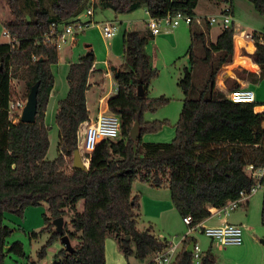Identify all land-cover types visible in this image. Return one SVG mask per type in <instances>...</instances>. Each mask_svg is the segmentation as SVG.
Masks as SVG:
<instances>
[{"label":"trees","instance_id":"1","mask_svg":"<svg viewBox=\"0 0 264 264\" xmlns=\"http://www.w3.org/2000/svg\"><path fill=\"white\" fill-rule=\"evenodd\" d=\"M214 1L227 4L233 12V0ZM247 1L264 17V0ZM96 2V9L125 14L145 7L149 14L158 17L176 12L195 17L199 5V0ZM6 4L11 19L4 21L3 26L12 40L0 44V264H5L8 253L25 257L21 243L8 246L13 230L5 221L8 214L23 217L31 206H48L44 214L46 227L40 233L47 232L50 238L39 252L40 259L61 240L54 220L68 217L72 229L64 225V235L77 245L73 246V252L64 246L53 264H106L109 238L117 242L127 259L134 256L145 262L158 252L168 250L171 244L161 241L152 230L138 228L140 201L133 194L136 182L154 189L168 188L176 211L183 219L191 217L192 226L210 218V208H221L251 189L253 180L246 167L264 163V111H255L258 104L232 102L217 86L223 66L233 63L234 26L223 30L215 43L207 44L206 35L211 26L207 23L206 30L201 31L192 25L187 53L191 67L184 69L178 82L185 98L172 143L142 141L144 134L157 132L164 125L146 122L144 113L166 105L169 99L148 97L158 72L146 47L155 36L149 30L126 31L123 36L126 63L116 79L117 93L108 100L109 111L121 119L120 137L103 141L92 154H84V158L90 157L89 169L74 171L73 159L79 149L82 126L91 122L87 93L95 73V55L90 50V55L82 56L69 68V92L59 102L56 116L59 156L49 161L50 139L45 118L55 86L52 69L59 63V53L56 46L44 44V38L54 25L61 27L79 21L91 6V0H7ZM198 43L203 48L202 58L196 54ZM255 45L256 51L249 56L261 73L256 76L242 71L252 82L264 79V45L258 40ZM198 62L208 67V78L200 89L194 83ZM13 72L21 73L28 95L40 82L35 124L10 120L12 79L16 75ZM232 82V91L241 88L237 81ZM140 85L145 91L144 97L138 95ZM136 122L140 124L138 140L131 138ZM81 202L82 210L79 209ZM261 221L264 226V193ZM38 235L33 233L32 237L38 238ZM191 243L197 240L188 237L172 264H194L193 254L188 252ZM152 259L148 264H153ZM201 264H218V258L209 250L202 256Z\"/></svg>","mask_w":264,"mask_h":264},{"label":"rangeland","instance_id":"2","mask_svg":"<svg viewBox=\"0 0 264 264\" xmlns=\"http://www.w3.org/2000/svg\"><path fill=\"white\" fill-rule=\"evenodd\" d=\"M7 0H0V44L8 43L9 40L4 36V19L6 12L10 9L6 4ZM200 7L198 9V19L201 20V25L194 23L193 27L197 30L204 31L207 26V17L219 14L226 8V4H220L214 0H199ZM97 3V2H96ZM95 3V4H96ZM234 19L236 25L240 26L241 32L251 33L253 31L264 33V17L260 15L254 6L247 0H233ZM93 9V16H83L82 20H92V25L77 36H69L67 42L63 43L58 51L59 63L54 66L52 71L55 76V86L51 93L49 104L46 110V126L49 129L50 147L47 154V160L53 161L59 156V141L60 132L56 121V116L59 108V102L66 99L69 92V84L67 76L69 68L72 64L78 63L80 58L86 55L90 50L95 55V66L97 70L94 76H91L90 81L98 82L90 88L91 96L96 99H104L108 95L117 93V82L114 72L111 67L115 66L116 71L124 69L126 63L124 57L123 36L126 31H147V21L149 20L148 13L145 7H142L134 12L117 14L111 9L95 8L94 5L89 6L86 10ZM86 12V11H85ZM84 12V13H85ZM105 22H115L118 24V31L113 38H106L103 34L102 26ZM212 27V26H211ZM213 36L217 35L219 28L215 27ZM191 25L182 24L177 28L165 29L160 36H155L146 47V53L151 57L153 67L157 70L158 76L151 82L148 97L169 99L166 105L159 107L155 111H146L144 118L146 122L156 123L162 122V128L157 132H149L143 135L142 141L145 143H172L176 137V125L180 120V115L183 109V100L185 95L179 87L178 82L183 77L184 69L191 67L190 57L187 55L191 45ZM206 42H212L211 35H206ZM239 44V43H238ZM242 44V42L240 43ZM87 46H90L89 48ZM200 43L196 47V54L199 58L203 56V50ZM238 53L234 54L233 63L223 66L218 77L217 86L228 95L232 91L234 83L231 76L247 78L241 70L252 69L251 61L245 56L240 57ZM243 55H247L244 53ZM250 57V56H249ZM252 60L253 58L250 57ZM254 61V60H253ZM238 64L239 67L230 68L231 65ZM194 83L200 89L208 78V67L203 63L198 62L195 66ZM16 74V75H14ZM12 79L13 101H25L28 99V89L25 81L20 76L21 73L13 72ZM227 80H229L227 82ZM254 93H258L264 101V79L252 82ZM262 89H257L259 84H262ZM224 88V89H223ZM197 93H193L195 97ZM259 96V95H258ZM192 97V98H193ZM105 100V99H104ZM258 105L264 102H258ZM100 108L103 106L99 105ZM105 110V109H104ZM109 110V109H108ZM86 125L82 126V133L86 130ZM119 139V138H118ZM117 139V140H118ZM84 138H79V150H83ZM83 152V151H82ZM264 190H260L257 194L250 198L248 209L239 210L234 214V217L239 219L249 220L253 224L254 232L259 235H264V226L261 221L262 205H263ZM133 194L138 195L140 201V220L138 228L141 231L152 230V233L163 242L178 245L182 236L188 232V227L184 224L183 218L175 210V214L170 213L158 216L156 212V197L165 199L171 196L168 188L162 187L153 189L146 184L136 182L133 188ZM47 204L41 206H31L25 211L23 217L8 214L6 216V225L13 230V234L7 240L8 246L14 243H21L25 252V257H21L15 253H8L5 264H53L56 254L64 248L61 240L54 243L48 251L44 259L39 258V252L46 245L50 238L49 233H40L45 227L44 214L47 211ZM83 202L79 204V209L82 210ZM248 212V215L245 212ZM174 216V217H173ZM64 225L72 229L70 219L64 218ZM55 231V227L53 228ZM33 233L39 234L38 238L32 237ZM202 252L207 253L209 250L218 257L221 252L218 251L216 244L206 236L200 233H192ZM261 239V238H260ZM115 242L114 239H111ZM77 245L73 241L72 246ZM150 260H148L149 262Z\"/></svg>","mask_w":264,"mask_h":264},{"label":"built area","instance_id":"3","mask_svg":"<svg viewBox=\"0 0 264 264\" xmlns=\"http://www.w3.org/2000/svg\"><path fill=\"white\" fill-rule=\"evenodd\" d=\"M96 0H91V5H94ZM148 13V12H147ZM83 16L92 17L93 9H88L86 12L79 17V21L70 25L58 26L54 25L50 34L44 38V44L54 45L58 51L63 43L67 42L69 36H77L85 32L92 23L83 21ZM149 20L147 22V28L153 36H159L165 29L177 28L182 24L201 25V20L195 19V17L184 14L182 12L167 13L164 16H152L148 13ZM207 23L210 26H220L222 30L235 27L236 34L234 37H243L245 40L256 44L258 40L260 44L264 45V33L253 31L251 33L241 32L240 26L236 25V21L233 16V12L230 6L224 8L219 14L207 17ZM118 24L115 22H105L102 26L103 34L106 38L115 37L118 31ZM4 36L11 42V36L8 32H4ZM228 98L239 104H257L255 93L246 88H240L229 93ZM26 106L25 101H12L9 107L10 120L17 123L21 119L22 112ZM86 130L80 132L79 138H84L82 158L87 168H89L90 157L84 158V154H92L97 146L106 140H117L121 133V119L116 114L111 113L108 108L101 112L96 120L86 123ZM248 176L253 180V186L248 191L240 193V197L237 200H233L227 203V205L221 208H210V218H225L230 216L233 212L238 210L248 209L250 198L257 194L260 190H264V163L261 166L255 167L249 165L246 167ZM208 218V219H210ZM207 219V220H208ZM206 220V221H207ZM184 224L188 227V232L185 236L180 239L178 245L172 244L171 247L163 252H158L152 259L153 264H172L177 255L183 249V245L188 237H191L192 233H200L209 238L213 244L220 247L227 246H241L244 242V228L239 225L224 223L219 226L209 227L205 225V221L192 226V218L185 217L183 219ZM193 262L194 264H201L202 252L198 242L195 243L193 251Z\"/></svg>","mask_w":264,"mask_h":264},{"label":"crops","instance_id":"4","mask_svg":"<svg viewBox=\"0 0 264 264\" xmlns=\"http://www.w3.org/2000/svg\"><path fill=\"white\" fill-rule=\"evenodd\" d=\"M226 6H228V5L226 4ZM199 7H200V1H199V5L196 9L195 19H198ZM232 8H233V13H234V5L233 4H232ZM6 16H7L6 19H4L3 21H7V20L11 19V14H10L9 10L6 12ZM215 27L220 29L219 32L217 33V35H215V36L212 35L215 32L214 26L211 27V30L209 32V34L211 35V40L214 43L216 42L217 38L220 36V34L223 31L220 26H215ZM241 42H242V44H240ZM234 46H235V54L238 53V55L240 57H243V56L246 57L247 56L246 58H248L251 61V64H252L251 68L252 69H248V68L246 69L245 68V71H247L253 75L259 76L261 73L260 67L256 63H254V61L249 57V55L254 54V52L256 51L255 43L247 41L243 37L238 36L234 40ZM244 53H246L247 55H243ZM235 67L238 68L239 65L233 64L230 66V68H235ZM94 70H95V72L97 71L95 68H94ZM195 70L196 69L194 68V72H195ZM241 71H244V69ZM94 74H96V73H94ZM94 74H92V76H94ZM247 75L248 74H246V76ZM231 77H232L233 81H237L241 85V88L250 89L254 92V89L252 88L253 85L251 83L252 80L250 77L248 78V76H247V78H244L243 80L235 77L234 75ZM254 79H256V77H254ZM90 84L93 86V84H98V82L90 81ZM262 85H263V83L259 84L257 89L258 90L262 89L261 88ZM220 90H222V89H220ZM91 91L92 90H89L87 93V105H88V109L90 111L91 121H94L99 116V114L104 111V109L106 110L108 108V100L113 95H108L107 97L104 98L105 100L102 98L101 99L99 98L97 100L95 95H94V98H93V96H91ZM223 92H225V91H223ZM229 93H228V96H229ZM258 95L255 94L256 102L257 101L258 102H264V101H262L263 99L257 100L258 97L263 98L259 93H258ZM102 103H103V106L100 108L99 105H102ZM257 104H259V103H257ZM255 111L256 112H263L264 111V103L263 104L261 103V105L256 107ZM155 197H156L155 205L157 206L156 212H157L158 216H163L164 214H167V213H170L171 215L175 214L174 210L176 211V209H175V207L171 201V196H168L165 199H160L158 197V195ZM236 212L237 211L233 212L230 216H227L225 218H210L207 221H205V225L209 226V227L219 226V225H222V224L227 222V223L242 226L244 228V242L241 246L220 247L217 245L218 251L221 252V255L218 259V264H264V235H259V234L254 232L255 226H253L251 221H248L249 215H248L247 211L245 212L248 215L247 221L244 218L239 219V218L234 217V214ZM192 238H194V237H192ZM111 239L112 238H109L106 241V264H148L149 263L148 261L141 262V261L137 260L134 256L127 259L123 255V253L119 250L117 242L116 241L114 242ZM151 259H149V260H151Z\"/></svg>","mask_w":264,"mask_h":264},{"label":"water","instance_id":"5","mask_svg":"<svg viewBox=\"0 0 264 264\" xmlns=\"http://www.w3.org/2000/svg\"><path fill=\"white\" fill-rule=\"evenodd\" d=\"M88 48L90 46H87ZM91 52L89 51L86 55H90ZM2 68V66H1ZM111 71L114 72L115 79L119 77V72L116 71V67L112 66ZM39 87L40 82H37L32 88L29 93L26 106L22 112L20 121L22 123L26 124H35L37 122V113H38V93H39ZM138 95L140 97L145 96V91L143 89V86H139V93ZM140 131V124L139 122H136L132 131H131V138L134 140H138L139 138V132ZM89 168L86 167V165L83 162L82 154L79 149L75 151L74 159H73V166L72 170L74 171H87ZM54 225L56 226V231L58 234L61 235V242L65 246V248L69 252H73L74 248L72 246L71 240L67 235H64V218H58L54 220ZM128 240H130V237H128ZM195 247V243H191L188 247V252L193 253Z\"/></svg>","mask_w":264,"mask_h":264}]
</instances>
